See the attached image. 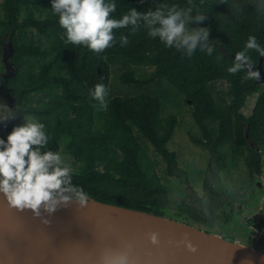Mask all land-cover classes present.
Instances as JSON below:
<instances>
[{"label": "trees", "instance_id": "obj_1", "mask_svg": "<svg viewBox=\"0 0 264 264\" xmlns=\"http://www.w3.org/2000/svg\"><path fill=\"white\" fill-rule=\"evenodd\" d=\"M159 2L190 6L188 0ZM115 3L117 10L112 15L120 18L130 7L146 11L152 0ZM257 3L259 0H192L193 15L199 11L208 17L199 26L211 29L215 51L209 56L197 49L189 59L149 37L143 28L135 35L128 29L116 31L117 37L129 36V44L121 47L117 42L97 55L64 43V30L50 10L51 0H4L0 55L7 36L14 47L11 62L16 73L8 81L9 91L13 96L22 93L18 104L25 114L46 125L48 149L74 158L78 175L73 183L89 196L169 216L166 205L171 187L162 182L151 147L165 163L169 176L184 184L189 182L188 172L179 167L177 153L169 149L180 122L176 111L182 103L175 101L184 98L199 129V135L191 134L190 138L210 153L205 195L200 199L202 215L229 166L238 168L244 158L243 163L252 170L255 165L259 168L264 158V84L256 80L241 83L243 72H227L235 59L231 55L243 50L249 35L264 45V11L256 10ZM248 54L256 65L261 59L264 63V57L255 51ZM119 63L153 69L149 79L124 73L122 81L129 84L128 89L137 91L139 86L152 84L155 88L147 89L150 93L115 97L110 91L108 109L100 110L93 106L97 102L90 99L89 90L96 83H104L110 90L111 68ZM254 94L252 113L246 117L242 110ZM171 103L177 110L165 114V106ZM249 141L259 150L250 147ZM228 143L231 153L226 148ZM245 149L250 155L243 153ZM185 210L187 214H177L179 220L196 223L192 219L198 220L200 215Z\"/></svg>", "mask_w": 264, "mask_h": 264}, {"label": "clouds", "instance_id": "obj_2", "mask_svg": "<svg viewBox=\"0 0 264 264\" xmlns=\"http://www.w3.org/2000/svg\"><path fill=\"white\" fill-rule=\"evenodd\" d=\"M188 4L190 6L185 8L152 0L146 11L130 7L120 18L112 15L117 10L115 0H51L50 10L64 30L61 39L65 44L87 48L97 55L117 42L121 47L129 44V36L117 37L116 31L128 29L135 35L143 28L149 37L158 39L166 48L182 52L189 59L197 49L211 56L215 51V42L210 39L211 29L199 26L208 17L199 11L193 15L192 0H188ZM255 7L257 11H264V0H259ZM249 51L264 57V45L256 36H248L243 50L235 54L232 65L227 68L231 75L244 73L241 83L261 80L260 71L253 70L256 64ZM109 93L104 83H96L89 90L90 99L97 102L93 106L107 110ZM18 113H23L19 104L12 108L6 101H0V125L6 127ZM22 119L24 123L14 126L6 139L0 138V194L10 208L21 213L31 210L34 219L49 225L50 221L42 217V212L51 216L73 203L83 208L88 204V194L73 183L77 169L65 163L60 151L48 149L50 136L46 125L26 114ZM147 239L154 246L160 244L158 232L147 233ZM168 243L184 246L192 253L197 251L187 233L179 241L169 240ZM103 259L105 264H126L128 257L106 255Z\"/></svg>", "mask_w": 264, "mask_h": 264}, {"label": "water", "instance_id": "obj_3", "mask_svg": "<svg viewBox=\"0 0 264 264\" xmlns=\"http://www.w3.org/2000/svg\"><path fill=\"white\" fill-rule=\"evenodd\" d=\"M5 50L6 47V71L0 76V95L14 108L22 93L13 96L8 88L9 79L16 74L9 71L14 68L11 39ZM253 70L261 73V80L256 83L264 84L263 59ZM22 111L1 128L10 133L14 126L24 123L26 110ZM88 198L83 208L73 203L51 216L42 212V217L50 221L45 225L33 218L31 210L21 213L10 208L0 194V264H105L106 255H126V264H264V251L255 247L263 239L252 240L253 246L167 214L106 203L89 195ZM149 232L159 233L158 246L148 241ZM184 233L197 246L195 253L168 243L179 241Z\"/></svg>", "mask_w": 264, "mask_h": 264}, {"label": "rangeland", "instance_id": "obj_4", "mask_svg": "<svg viewBox=\"0 0 264 264\" xmlns=\"http://www.w3.org/2000/svg\"><path fill=\"white\" fill-rule=\"evenodd\" d=\"M4 0H0V22L4 19V14L2 11V3ZM10 39L5 36L2 41L3 54L2 57L0 55V76L2 73L6 71L4 66V47L7 48L9 46ZM7 56V53H5ZM2 67V70H1ZM112 75H111V86L110 91L113 97L115 96H125V95H134L137 93H150L148 90L153 91L155 85L152 84L150 86L142 85L137 87V91L133 89H128L127 83L122 81V75L127 72L134 73L136 77H141L145 79L150 78V74L153 69L149 67H134L131 65H125L123 63L112 65ZM9 71H15V68L10 67ZM1 84V81H0ZM149 87V88H148ZM221 88L225 89V85H220ZM256 94L251 96L248 100L247 106L242 110L243 115L248 117L252 113V108L254 105V99ZM170 101L172 97H170ZM0 101H5L4 97L0 95ZM181 102L182 106L179 110L177 107L171 104H167L165 106V114L170 112L180 113V122L177 126L175 136L169 144V149L171 151H175L178 155V163L179 167L189 174V182L187 184H183L179 179L173 176H169L166 172V165L162 161V159L155 153L153 147H151V155L152 157L159 162L158 173L162 178V182L171 187V192L167 195L169 207H171L172 211L178 212L182 206L187 207L188 205L191 207V211L196 213V215H200L201 210L203 209L201 204L198 202L197 198H201L204 194V180L206 177V172L208 168V163L210 159V153L205 150L203 147L196 145L190 138L191 134L199 135V129L192 118V110L190 106L185 105L184 98H181V101H175V103ZM170 103V102H169ZM34 120L36 118L31 117ZM9 133L0 127V138H7ZM231 144L228 143L226 146L227 150L230 149ZM252 145L256 148L254 143ZM64 157L65 163L73 166L74 158L71 155L66 154L63 151H60ZM239 168H236L238 170ZM243 177V173L239 170L234 172L233 167L229 166L222 177L220 178L219 183L215 186V190L218 192H230L232 189H239L238 186H244L247 184L245 178ZM224 197H227V194H224ZM207 206V205H206ZM208 207V206H207ZM207 207H204V211L207 210ZM205 215V216H204ZM260 217V214L258 213ZM202 217H207L206 213L202 215ZM183 220V219H182ZM217 227V226H216ZM213 227V230L216 232H220L221 230ZM264 231V230H263ZM240 241H247V244L253 245L254 243L251 240V236H247L246 238L239 237ZM261 241L255 245L256 248L262 249L264 251V238L261 237Z\"/></svg>", "mask_w": 264, "mask_h": 264}, {"label": "flooded vegetation", "instance_id": "obj_5", "mask_svg": "<svg viewBox=\"0 0 264 264\" xmlns=\"http://www.w3.org/2000/svg\"><path fill=\"white\" fill-rule=\"evenodd\" d=\"M1 126L2 125H0V127ZM252 143L253 142L249 141L250 147L259 150V148H255ZM230 149L227 150L229 153H231ZM243 153L250 155V151L247 149H245ZM243 159H240L238 163V170L233 166L231 167H233L234 172H239L240 170L241 173H243L242 178L246 179L245 181H247V184L238 186L239 189H232L230 192H218L215 190L214 195L209 198L207 210L203 213H206L207 217H202V214L198 220L191 218L197 223L200 229L206 230L207 232L213 231L224 238L236 241H240L238 236L242 238L251 236V240L261 239V237L264 238V158L260 161L261 166L258 168L255 165L252 170L245 166ZM256 163L257 159L254 158L253 164ZM225 193L227 197H224ZM204 195L205 192L201 198H203ZM201 198H197L200 204ZM182 205L180 210L175 212L169 207V202L167 201L166 206L170 212L171 218L179 220L181 218L178 217L177 214H187L185 209H190L191 211L189 205L187 207ZM181 217L186 220L184 216ZM213 227L221 231L216 232L213 230Z\"/></svg>", "mask_w": 264, "mask_h": 264}]
</instances>
